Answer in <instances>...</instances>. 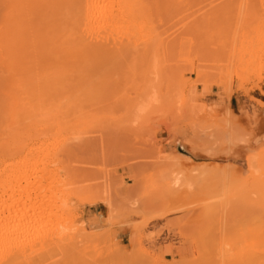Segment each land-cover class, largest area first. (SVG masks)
Wrapping results in <instances>:
<instances>
[{
    "label": "rangeland",
    "instance_id": "rangeland-1",
    "mask_svg": "<svg viewBox=\"0 0 264 264\" xmlns=\"http://www.w3.org/2000/svg\"><path fill=\"white\" fill-rule=\"evenodd\" d=\"M144 1L143 32L101 30L98 42L116 39L102 52L69 38L75 3H59L62 18L52 0H0V124L14 98L4 129L49 149L59 163L39 175L61 170L69 184L60 196L44 180L27 204L15 195L14 230L48 232L15 264H231L264 221L252 194L264 178V0Z\"/></svg>",
    "mask_w": 264,
    "mask_h": 264
},
{
    "label": "bare ground",
    "instance_id": "bare-ground-1",
    "mask_svg": "<svg viewBox=\"0 0 264 264\" xmlns=\"http://www.w3.org/2000/svg\"><path fill=\"white\" fill-rule=\"evenodd\" d=\"M39 1V0H38ZM43 1L44 5L46 6H49L51 4V2L48 4L49 1L51 0H40V2ZM64 2L65 4H67L68 2H72V3H75V5L78 7V14L80 15V20L78 22V26L76 25L77 28H75L73 30V33L69 36V38L73 39V42L76 43V47L78 48L81 47V49L85 46V47H91L93 45H89L90 43L88 42H85V40H89V41H93L94 43L95 42H98L99 40V37L96 33H99V31H104V32H108V33H114V31H123L125 34L128 33L129 31H131V28L132 27H136L137 29V33L138 34H141L144 30V24L143 22L141 21H138L141 17V14L143 13L144 9H146L147 7V3H145L144 0H70V1H67V0H52V2L54 4L50 5L52 6L51 9H54V5H58V6H62L61 4L59 5L60 2ZM178 1V0H177ZM181 1V0H180ZM183 1V0H182ZM30 2V0H29ZM37 2V1H36ZM46 2V4H45ZM56 2V3H55ZM175 2V0H174ZM179 2V1H178ZM58 3V4H57ZM62 3V4H64ZM40 4V3H39ZM146 5V6H145ZM58 6H56L55 8H59ZM69 6H70V3H69ZM31 7V6H30ZM35 7V6H34ZM40 7V6H39ZM25 8V7H24ZM41 8V7H40ZM50 8V7H49ZM62 11H64V13H66L63 17H67L68 13L67 11H69V8H66V6L63 8L61 7ZM26 10V9H25ZM49 10V9H48ZM45 12V10H44ZM27 13V12H26ZM49 15V14H47ZM46 15V16H47ZM55 15V14H54ZM27 16V15H26ZM45 16V18H46ZM48 18V17H47ZM55 18V17H54ZM70 18V20L68 21H72L71 17L68 16V19ZM15 19V17H14ZM43 19V18H42ZM42 19H41V22H42ZM58 19V18H57ZM21 20H23V18H21ZM24 20L26 21V19L24 18ZM56 20V19H55ZM14 21V20H12ZM11 21V22H12ZM17 21V20H15ZM34 21V20H33ZM51 21V20H50ZM49 21V22H50ZM59 21V20H58ZM66 22L67 20L66 19H63V22ZM48 22V23H49ZM55 22V21H54ZM15 23V22H14ZM30 23V22H29ZM40 23V22H39ZM39 23L37 22V24L39 25ZM53 23V22H52ZM51 23V24H52ZM57 23V21H56ZM50 24V23H49ZM50 24V25H51ZM13 25V24H12ZM15 25H21V24H15ZM14 25V26H15ZM33 25H34V22H33ZM44 25V24H43ZM10 26V25H9ZM43 28V26H42ZM52 28V27H51ZM25 29V28H24ZM35 29V28H34ZM50 29V28H49ZM26 31V30H25ZM106 32V33H107ZM97 35L96 37H98V39L94 37V35ZM105 34V33H104ZM115 34H117V32H115ZM114 34V35H115ZM120 34V33H119ZM118 34V35H119ZM123 34V33H121ZM101 35V34H100ZM107 35V34H106ZM112 35V34H111ZM124 35V34H123ZM133 35V34H132ZM11 36V35H10ZM17 36V35H16ZM117 36V35H116ZM101 37V36H100ZM120 37V36H119ZM125 37V36H124ZM18 38V37H17ZM16 38V39H17ZM24 37L22 36V39ZM104 38V37H103ZM107 38V37H105ZM104 38V43H101L103 42V40L101 42H98L97 44H104L105 46H101L100 49H98L99 51H102V52H106L107 47L109 48L110 45L108 43H114L115 40H113V35H112V42L110 40L105 39ZM116 38V37H115ZM15 39V40H16ZM119 39V38H118ZM121 39H123V37H121ZM120 39V40H121ZM12 40V39H11ZM14 40V41H15ZM119 41V43L121 44L122 42ZM126 40V39H125ZM134 40V39H133ZM20 40H17V42H19ZM16 42V41H15ZM125 41H123L124 43ZM126 44L124 43V45H121L120 47H117L116 50L117 52L121 51L124 47L130 45V42H128L126 40ZM133 44L135 42L131 41ZM11 43V42H10ZM20 43V42H19ZM88 43V44H87ZM110 43V44H111ZM131 43V44H132ZM13 44V43H12ZM87 44V45H86ZM96 44V43H95ZM118 44V43H116ZM118 44V45H120ZM156 44V36L153 35L151 38H150V41L148 43V46H154ZM17 45V43H16ZM136 45V44H134ZM133 45V46H134ZM21 46V45H20ZM131 46V45H130ZM75 47V48H76ZM112 47V45H111ZM115 44H114V47L113 50H115ZM129 47V46H128ZM137 47V46H136ZM135 47V49H136ZM16 48V47H14ZM20 48V47H19ZM95 47H91L90 49H94ZM134 48V47H133ZM72 49V48H71ZM80 48L77 49V51L79 52ZM84 50V49H83ZM119 50V51H118ZM75 50V52H77ZM241 51V50H240ZM17 52V51H16ZM23 52V51H22ZM69 53L72 52V50L69 49L68 51ZM83 52V51H82ZM14 53V52H13ZM19 53V52H18ZM90 52H88L89 54ZM101 53V52H100ZM17 54V53H16ZM75 54V53H74ZM19 55V54H18ZM84 55V54H83ZM87 55V54H86ZM248 55V54H247ZM24 57V56H23ZM252 57V56H250ZM21 58V57H20ZM88 59V58H87ZM91 59V58H90ZM17 61V60H16ZM86 61V60H85ZM93 62V61H92ZM245 64H248V62H245ZM244 82V81H243ZM11 96V95H10ZM9 98V96H8ZM7 98V99H8ZM6 99V98H5ZM14 98L12 99H8V100H11V102H14L13 101ZM1 101H3V99H1ZM7 102V100H6ZM10 102V101H9ZM8 103L9 105L6 106V114L4 115L3 119H2V123L0 124L1 125V128L3 127V120L7 119V121L5 120V123L7 122L8 124V121L11 122L14 118V115L16 113L14 112H17V106L18 105H15V103H12L11 104ZM6 104V103H5ZM16 104H18L16 102ZM2 105V104H1ZM0 105V106H1ZM4 109V108H2ZM143 111V110H140V112ZM1 113V112H0ZM18 114V113H17ZM2 117V116H1ZM16 117V116H15ZM11 119V121H10ZM15 121V119H14ZM1 122V121H0ZM13 123V122H12ZM10 124V123H9ZM12 126L14 124H11ZM11 125L8 127L10 128L8 131V127L7 129L5 130L3 127L2 131L6 132V133H3L4 135H6L7 137L4 138V140H1L0 142V206L3 205L4 203H6L7 201H11L13 203V207L11 208V206H9V208L7 209L8 211L6 210H1L0 209V264H15V260L19 259V258H15V256L17 255L18 257V254L23 247L26 246V248H28L27 251H29V248L31 246V244L33 243L32 241L34 240V242L36 241L37 243V240H39L40 238H42L41 240H43V238H46L48 235V232L47 234H41L42 232L39 230V236H36L35 238L34 237H30L32 235H30V232H29V225L28 227H24V230H22L21 232L17 230H14V217L16 215H14L15 210L14 211V207L16 206V202L14 203V197L15 195H18L19 196V200L20 201H17L18 202H21L24 201L25 204H27V202L30 201V196H31V193L32 192H37L38 190L44 188V187H47V186H44L42 185V183L44 182V180L47 181V179H51V182L48 183L50 185L49 187V190L53 191V190H57L59 191L58 193H60L59 195L60 196H63V193H64V188L66 186H68L69 184L66 183V180L64 177V175H60L58 173H60L61 170H58L57 173H55L53 171L54 174H52L50 176V178H45V176L47 174H45L46 172H52V170H49V171H46V169H43V168H47V166L51 167L54 165V167H57L55 166L57 163H59V160L57 157L55 156H52V158H49V156H51V154H48V150H45L46 151V154H45V157H42V154H43V151L42 148L40 146H35L34 144H31L29 142H23L22 144H17L18 142H15L16 145L14 144V131H12L11 129ZM5 126V125H4ZM36 126V125H35ZM34 126V127H35ZM56 131L54 132L55 135L59 134L60 133V128H58V124L57 126ZM29 128V126L27 127ZM34 129V128H33ZM158 129V128H157ZM167 129V128H166ZM28 130V129H27ZM164 130V129H163ZM29 133V132H28ZM2 134V133H1ZM30 139V138H29ZM42 145H45V144H42ZM41 145V146H42ZM49 145V144H48ZM46 147V146H45ZM45 149V148H44ZM47 149V147H46ZM45 153V152H44ZM68 155V154H67ZM66 156V155H65ZM62 158V157H61ZM66 158V157H65ZM64 159V157H63ZM68 159V158H67ZM65 160V159H64ZM66 164V162H65ZM40 166H44L42 168V170H40ZM59 167V166H58ZM60 168V167H59ZM63 168V167H62ZM48 169V168H47ZM65 169V168H64ZM46 171L45 173L41 175L42 171ZM54 170V169H53ZM43 171V172H44ZM56 171V170H55ZM264 171V170H262ZM41 172V173H40ZM40 173V175H39ZM262 173V172H261ZM50 174V173H49ZM67 175V174H66ZM73 175V174H72ZM48 176V177H49ZM70 177V176H69ZM68 177V178H69ZM68 182V181H67ZM258 182V181H257ZM72 186V185H71ZM258 186H259V189H256L254 188V191L252 190V194L255 195L257 198H259L260 200V204L262 205L261 207H264V178H262L261 182L258 183ZM44 191V189L42 190ZM48 191V190H47ZM46 191V192H47ZM56 191V192H57ZM45 192V193H46ZM49 192V191H48ZM43 193V192H42ZM52 193V192H51ZM57 194V193H56ZM36 196V195H35ZM39 196V195H38ZM66 196V195H65ZM47 197V196H46ZM56 197V196H55ZM73 197V196H72ZM52 198H54V195H52ZM51 198V199H52ZM59 198V197H57ZM56 198V203L57 202H60L58 199ZM35 199V197H34ZM97 199V198H96ZM103 200V198H102ZM39 201V200H38ZM43 201V200H42ZM68 201V200H67ZM67 201L64 200V198H61V204L63 205H66L69 204ZM81 201V200H80ZM104 201V200H103ZM47 202V201H46ZM102 202V201H101ZM37 203V202H36ZM45 203V202H43ZM52 203V202H51ZM55 203V202H54ZM55 203V205H56ZM24 204V203H23ZM21 204V206L23 205ZM50 204V202H49ZM48 204V205H49ZM5 205V204H4ZM11 205V204H10ZM20 205V203L18 204ZM45 205V204H44ZM34 206V205H33ZM39 207H42V203L40 205H38ZM51 206V205H50ZM53 206V205H52ZM7 207V206H6ZM5 207V208H6ZM18 207V206H17ZM16 207V208H17ZM27 206L24 205V209L23 211H25V208ZM38 207V208H39ZM48 209L50 208L49 206H47ZM65 207V206H64ZM1 208V207H0ZM37 208V209H38ZM56 208V207H55ZM54 208V210H55ZM110 208V207H109ZM21 209V208H20ZM19 209V210H20ZM35 209V208H34ZM41 209V208H40ZM39 209V210H40ZM47 209V208H45ZM58 209V208H57ZM66 209V207H65ZM260 209V208H259ZM258 209V210H259ZM62 210V208H61ZM261 210V209H260ZM20 212V211H19ZM27 211H25L26 213ZM30 212V210H29ZM35 212V211H34ZM40 212V211H39ZM38 212V214H40ZM51 212V211H50ZM24 213V214H25ZM45 213V212H44ZM63 213V212H62ZM261 213H264V211H262ZM23 214V215H24ZM27 214V213H26ZM35 214V213H33ZM47 214V213H46ZM260 214V213H259ZM22 215V214H21ZM28 215V214H27ZM26 215V216H27ZM37 215V213H36ZM41 215V214H40ZM54 215V214H53ZM264 215V214H262ZM25 216V217H26ZM34 216V215H33ZM39 216V215H38ZM50 216V215H49ZM23 217V218H22ZM37 217V216H36ZM47 217V216H46ZM55 217V216H54ZM61 217V216H60ZM21 218L24 220L26 218H24V216H20V220ZM56 218V217H55ZM62 218V217H61ZM16 219V218H15ZM44 219V218H43ZM46 219V218H45ZM260 219V218H259ZM262 219V218H261ZM260 219V220H261ZM20 220L18 221V224L22 222H20ZM57 220V219H56ZM60 220V219H59ZM58 220V221H59ZM62 220V219H61ZM28 221V220H27ZM45 221V220H44ZM51 221V220H50ZM116 221V220H115ZM257 223L258 221L255 220ZM262 221V220H261ZM25 221H23L22 223H24ZM31 222V221H30ZM37 222V220L35 221ZM41 222V221H40ZM254 222V223H256ZM42 223V222H41ZM57 223V221H56ZM93 223V222H92ZM253 223V224H254ZM17 224V228H19ZM26 224H28L26 222ZM31 224V223H30ZM45 224H48V223H45ZM53 224V223H52ZM22 225V224H21ZM34 225V224H33ZM50 225V224H49ZM65 225V224H63ZM24 226V224H23ZM39 226V225H38ZM43 227V226H42ZM58 227V226H57ZM66 227V226H65ZM254 227V226H253ZM21 228V227H20ZM32 228V227H31ZM43 228H46V227H43ZM53 228V227H52ZM33 229V228H32ZM59 229V228H58ZM69 229V228H68ZM42 230V229H41ZM67 230V229H66ZM36 231V230H35ZM58 231V230H57ZM62 231V230H61ZM72 231V230H71ZM37 232V231H36ZM41 232V233H40ZM44 233L46 231H43ZM64 232V231H63ZM73 232V231H72ZM78 232V231H77ZM34 233V232H33ZM60 233V232H59ZM68 232H66L67 234ZM71 233V232H70ZM239 233V232H238ZM237 233V234H238ZM245 233V231H244ZM243 233V235H244ZM41 234V235H40ZM50 234V233H49ZM65 234V235H66ZM106 234V233H105ZM236 234V233H234ZM35 235V234H34ZM63 235V234H62ZM79 235V234H77ZM98 235V234H96ZM246 236H244L245 238L243 240H239L240 241V247L242 246L241 248V251L240 253H238L239 255H237L236 253L234 254V257L235 255H237L235 258H237L235 260H233V254L231 256V261L232 263L231 264H264V221L260 222L258 225H256L255 228H252L250 230H248V233L246 232ZM73 236V235H72ZM51 237V235H50ZM82 237V236H81ZM84 237V236H83ZM92 237V236H91ZM96 237V236H95ZM49 238V237H48ZM47 238V239H48ZM74 238V237H73ZM90 238V237H89ZM88 238V239H89ZM241 238V237H240ZM53 238H51L52 240ZM87 239V238H86ZM87 239V240H88ZM46 240V239H45ZM80 240V239H79ZM99 240V239H98ZM237 240V239H236ZM54 241V240H53ZM70 241V240H69ZM100 241V240H99ZM39 242V241H38ZM46 242V241H45ZM44 242V243H45ZM58 242V241H57ZM94 242V241H93ZM36 243H33L35 246H36ZM40 243V242H39ZM42 243V242H41ZM43 243V244H44ZM47 243V242H46ZM56 243V242H54ZM52 243V244H54ZM87 243V242H85ZM238 243V242H237ZM38 244V243H37ZM48 245L50 244L47 243ZM65 244V243H64ZM77 244V243H76ZM79 244V243H78ZM227 244V243H226ZM229 244V243H228ZM227 244V245H228ZM45 245V244H44ZM56 245V244H55ZM53 245V246H55ZM67 245V244H66ZM38 246V245H37ZM47 246V245H46ZM58 246V245H56ZM230 246V245H229ZM228 246V247H229ZM236 246V245H235ZM33 247V245L31 246ZM39 247V246H38ZM43 247V246H42ZM51 247V245H50ZM238 247V246H237ZM35 248V247H34ZM47 248V247H46ZM45 248V249H46ZM236 249V247H234ZM233 248V249H234ZM36 249V248H35ZM42 249V248H41ZM40 249V250H41ZM44 249V250H45ZM53 249V248H52ZM56 249V248H55ZM59 249V248H58ZM73 249V248H72ZM238 249V248H237ZM236 249V250H237ZM34 250V249H32ZM47 250V249H46ZM74 250V249H73ZM25 250H23V252L21 251L20 253L24 254V258H25V255L27 253H24ZM38 251V250H36ZM66 252V250H64ZM69 251V250H68ZM81 251V250H80ZM85 251V249H84ZM239 251V250H237ZM18 252V254H16ZM34 252V251H33ZM47 252V251H46ZM50 252V251H49ZM222 252V251H221ZM233 252V251H232ZM35 253V252H34ZM62 253V252H61ZM68 253V252H66ZM86 253V252H85ZM225 253V252H224ZM230 253H231V249H230ZM39 254V253H38ZM45 254V253H44ZM47 254V253H46ZM53 255V254H52ZM56 255V254H55ZM77 255V254H76ZM85 254H83L84 256ZM22 257V255L20 254L19 257ZM54 256V255H53ZM63 256V255H62ZM222 256V255H221ZM26 256V259H28ZM37 257V255H36ZM35 257V258H36ZM51 257V256H50ZM66 257V256H65ZM80 257V256H79ZM38 258V257H37ZM49 258V257H48ZM84 258V257H83ZM224 258V257H223ZM229 258V257H228ZM227 258V259H228ZM32 259V258H31ZM50 259V258H49ZM88 259V258H87ZM230 259V258H229ZM228 259V260H229ZM238 259H241V260H238ZM24 260V259H23ZM30 260V259H29ZM62 260V259H61ZM74 261V259H73ZM95 261V260H94ZM225 261V260H224ZM223 261V262H224ZM227 261V260H226ZM230 261V262H231ZM25 262H28V260H26ZM41 262V261H40ZM52 262V261H51ZM64 262V261H63ZM221 262V261H220ZM20 263V262H19ZM33 263V262H32ZM59 263V262H58ZM65 263V262H64ZM225 263V262H224ZM28 264V263H26ZM39 264V263H38ZM56 264V263H55ZM62 264V263H61ZM67 264V263H66ZM81 264V263H80ZM87 264V263H86ZM228 264V263H227ZM230 264V263H229Z\"/></svg>",
    "mask_w": 264,
    "mask_h": 264
}]
</instances>
